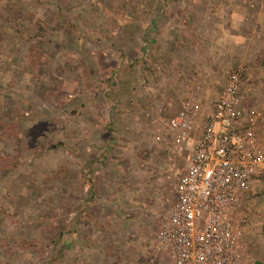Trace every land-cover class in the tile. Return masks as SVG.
<instances>
[{"label": "rangeland", "instance_id": "rangeland-1", "mask_svg": "<svg viewBox=\"0 0 264 264\" xmlns=\"http://www.w3.org/2000/svg\"><path fill=\"white\" fill-rule=\"evenodd\" d=\"M228 1L0 0V264H161L154 234L186 154L155 139L157 119L190 89L209 111L240 66L243 106L264 113V0H239L243 57L229 68L179 84L161 60L180 21L196 31ZM258 135L264 146V123ZM235 219V264H264V173Z\"/></svg>", "mask_w": 264, "mask_h": 264}, {"label": "built area", "instance_id": "built-area-1", "mask_svg": "<svg viewBox=\"0 0 264 264\" xmlns=\"http://www.w3.org/2000/svg\"><path fill=\"white\" fill-rule=\"evenodd\" d=\"M245 81L246 69L233 68L209 111L190 89L171 116L157 119L155 139L186 154L174 200L154 234L161 264H235L241 256L235 213L264 173L258 135L264 113L243 106Z\"/></svg>", "mask_w": 264, "mask_h": 264}, {"label": "crops", "instance_id": "crops-1", "mask_svg": "<svg viewBox=\"0 0 264 264\" xmlns=\"http://www.w3.org/2000/svg\"><path fill=\"white\" fill-rule=\"evenodd\" d=\"M221 4L224 5L223 2ZM228 4L231 7L225 5L226 9L222 7L219 12H213L211 7L210 12L206 11L203 14V18H197L200 24L197 23V26L195 23L196 31L190 26L193 24H189L186 20L180 21L178 27L174 29L178 30L179 36L172 42H167L168 49L162 48V52L164 51L162 54L158 52L162 55L161 60L164 62L170 60L174 74L177 76L175 81L182 75H191L192 70L197 66L209 68L214 74H218L219 70L229 68L238 61L239 57H243L242 44L245 43L242 36L245 25L243 6L239 0H229ZM257 20L260 21V16L257 17ZM177 21L179 20L171 16L167 24L168 26L176 25ZM163 25L165 26V22ZM241 38L242 42L239 43ZM224 52H227L228 55ZM166 57H171L173 61ZM221 59L226 60L223 66L219 62ZM225 79L222 81V86ZM178 83L180 84V82ZM180 97L181 93L178 95V98ZM177 109L178 107L175 108V111Z\"/></svg>", "mask_w": 264, "mask_h": 264}]
</instances>
